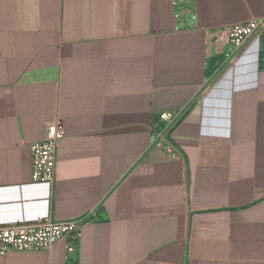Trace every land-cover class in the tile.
I'll list each match as a JSON object with an SVG mask.
<instances>
[{
    "label": "crops",
    "instance_id": "0c3cea01",
    "mask_svg": "<svg viewBox=\"0 0 264 264\" xmlns=\"http://www.w3.org/2000/svg\"><path fill=\"white\" fill-rule=\"evenodd\" d=\"M0 0V223L95 212L76 264H264V55L220 71L225 27L264 0ZM184 111L174 159L151 123ZM63 124L52 189L31 180L30 143ZM0 264H67L9 251Z\"/></svg>",
    "mask_w": 264,
    "mask_h": 264
},
{
    "label": "built area",
    "instance_id": "2783aa9c",
    "mask_svg": "<svg viewBox=\"0 0 264 264\" xmlns=\"http://www.w3.org/2000/svg\"><path fill=\"white\" fill-rule=\"evenodd\" d=\"M175 8V28L188 30L197 25V14L187 0H171ZM228 46L222 55L220 71L234 64L247 47L264 35V16L251 18L225 27ZM184 116V111H163L151 123V146L159 147L174 159L182 153L170 139L171 131ZM64 136L63 124L56 119L46 125L43 137L30 143L31 180L52 189L57 165L58 144ZM93 216L94 211L74 219H52L49 215L29 220L0 223V256L9 251H49L63 242L67 264H76V253L81 235L80 228Z\"/></svg>",
    "mask_w": 264,
    "mask_h": 264
},
{
    "label": "trees",
    "instance_id": "16d2710c",
    "mask_svg": "<svg viewBox=\"0 0 264 264\" xmlns=\"http://www.w3.org/2000/svg\"><path fill=\"white\" fill-rule=\"evenodd\" d=\"M262 47H261V54L264 55V35L261 37Z\"/></svg>",
    "mask_w": 264,
    "mask_h": 264
}]
</instances>
